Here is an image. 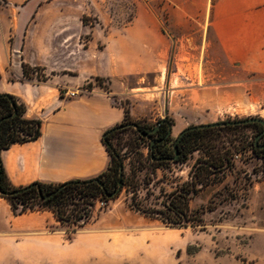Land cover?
<instances>
[{
  "label": "crops",
  "instance_id": "crops-1",
  "mask_svg": "<svg viewBox=\"0 0 264 264\" xmlns=\"http://www.w3.org/2000/svg\"><path fill=\"white\" fill-rule=\"evenodd\" d=\"M0 1V94L12 95L23 104L26 119L41 121L37 140L15 143L1 151L5 174L14 187L85 180L105 172L111 157L102 142L103 134L121 124L125 116L124 108L113 100L133 91L120 79L153 71L154 61L169 53L171 38L178 33L184 36L186 30L196 28L201 39L217 43L229 61L264 75V0H140L133 20L119 30H107L109 21L96 26L82 23L79 39L89 32L90 43L103 40L97 54L101 66L88 73L82 65L73 66L77 58L72 48L57 43L62 29L74 23L59 18L56 7H40L43 0ZM159 2L161 9L157 10ZM34 9L36 16L22 43L25 13ZM11 13H16L14 19H10ZM42 28L49 30L38 31ZM77 45L82 58L92 47ZM23 63L42 68L47 80L25 78ZM91 77L110 80V90L65 96ZM131 212L120 211L104 224L98 220L90 234L79 231L65 243L58 230L61 222L52 210L15 215L10 202L0 196V264H118L120 256L107 254L115 246L107 236L132 232L126 226ZM165 248L156 256L147 243L119 247L116 252H143L136 256L137 264H170Z\"/></svg>",
  "mask_w": 264,
  "mask_h": 264
},
{
  "label": "rangeland",
  "instance_id": "rangeland-1",
  "mask_svg": "<svg viewBox=\"0 0 264 264\" xmlns=\"http://www.w3.org/2000/svg\"><path fill=\"white\" fill-rule=\"evenodd\" d=\"M138 1L43 0L40 7H56L59 18L73 21L72 27L62 29L58 34L57 43H61V48L65 45L66 49L72 48V54L77 58L73 59V66L82 65L88 73L101 66L97 54L103 40L97 38L90 43L92 34L89 32L79 39L80 25L96 26L98 22L109 21L107 30H119L133 20ZM155 6L157 10L161 9L160 2ZM35 12L36 9L25 13L24 31L20 35L22 43ZM14 15L11 13L10 19H14ZM46 30L49 29H38ZM180 34L171 38L169 53L154 61L153 71L120 79L126 89L133 91L129 96H120L113 101L124 111H129L131 122L153 128L166 118L172 123L168 144L171 147L173 140L189 127L249 118L264 120V75L229 61L223 49L213 40L201 39V32H196V28L186 30L184 36ZM40 37L45 38L43 34ZM78 42L86 49L92 45L83 58L78 51ZM27 70L31 73L30 78L40 82L47 80L42 68L29 66ZM102 79L98 81L91 77L83 87L73 91L76 95L81 91L107 92L111 82ZM261 131V127L244 126L218 132V143L225 147L240 141L247 145L234 155V168L227 171L223 182L205 187L190 199V210H203L201 226L172 227L133 210L130 207L133 189H128L111 201H105L101 196L97 198L87 212L90 220L85 225L60 223L58 230L63 232L65 243H69L77 232L90 234L94 222L99 220V224H104L126 209L132 211V218L127 216L126 226L133 231L107 236L115 245L114 251L107 250V254L120 256L118 264H137L139 258L136 256L143 252L118 253L116 250L141 243L153 246L155 256L167 246L164 253L170 264H264V163L248 146ZM261 142L264 143V138ZM113 144L124 158L127 175H131L132 165L141 167L137 157L142 154L134 203L145 210H165L164 203L170 193L191 180L193 165L201 154L194 152L184 164L172 163L154 169L148 158L149 141L138 140L133 129L120 133ZM144 178L145 182H141ZM35 209L44 210L38 204Z\"/></svg>",
  "mask_w": 264,
  "mask_h": 264
},
{
  "label": "trees",
  "instance_id": "trees-1",
  "mask_svg": "<svg viewBox=\"0 0 264 264\" xmlns=\"http://www.w3.org/2000/svg\"><path fill=\"white\" fill-rule=\"evenodd\" d=\"M22 67L24 77L30 78L31 73L27 70L29 66L23 63ZM96 80L103 79L96 77ZM24 114L25 106L19 103L14 96L0 94V154L12 144L34 141L41 136V121L26 119ZM159 123L153 128H146L139 123L131 122L129 111L125 110L123 122L103 134L102 142L111 157L110 165L101 175L91 179H75L60 184L35 182L24 187H14L5 174L0 157V196L10 202L15 215L23 214L28 210H36L35 207L38 204L43 209L52 210L61 223L80 227L90 220L87 212L93 207L98 197L101 196L105 201H111L118 198L123 190L133 189L130 206L133 210L156 218L172 227L201 226L203 225L201 215L203 210H190V199L205 187L223 182L227 171L234 168L235 164L232 160L234 155L244 150L247 145L244 141H240L233 143L231 147H225L218 143L220 140L218 132L226 129L236 130L244 126L261 127L263 131V126L259 123L219 127L208 124L203 128L193 126L182 131L183 134L173 140L171 147H168L171 142L169 131L172 123L166 118ZM131 124L136 127L130 126ZM128 129L136 132L138 140L149 141L148 158L154 169L172 163H187L194 152L201 153L193 165L191 180L170 193L169 199L164 203L165 210H145L134 203V196L137 192L134 188L138 186V172L142 170V163L139 159L142 158V154L137 157V162L141 164V167L132 165L131 175H127L124 158L113 144L114 139ZM154 129L156 131H153ZM263 138L264 135L258 143L255 142V138L254 141L248 143V146H251L254 155L262 159L264 163V143L261 142ZM175 145L177 157L174 159ZM121 167H123V172L120 175ZM120 180H122V186L119 189ZM141 182H145V178ZM40 193L44 196H51L41 199ZM114 193L116 194L112 198H108V195Z\"/></svg>",
  "mask_w": 264,
  "mask_h": 264
},
{
  "label": "water",
  "instance_id": "water-1",
  "mask_svg": "<svg viewBox=\"0 0 264 264\" xmlns=\"http://www.w3.org/2000/svg\"><path fill=\"white\" fill-rule=\"evenodd\" d=\"M251 123H259V124H261L263 126V131L261 133H259L256 136V139H255V142L258 143L259 139L264 135V120H262V119H259V118H249V119H245V120L227 121V122H221V123H214V124H210V125L219 127V126H226V125H245V124H251ZM159 125H160V123L158 124V126ZM130 126H132L134 128L136 127L134 124H131ZM205 126H207V125H200L199 127L200 128H203ZM153 131H156V129H154ZM169 134H171V129L169 131ZM182 134H183V132H181L179 134V137ZM176 143H177V141H176ZM176 157H177V151H176V145H175V157H174V159ZM122 172H123V167L120 168V175L122 174ZM101 186H103V184H101ZM121 186H122V180L119 181V189L121 188ZM115 194L116 193L108 195V198H112ZM50 196L51 195L44 196L42 193H40L41 199H47Z\"/></svg>",
  "mask_w": 264,
  "mask_h": 264
},
{
  "label": "built area",
  "instance_id": "built-area-1",
  "mask_svg": "<svg viewBox=\"0 0 264 264\" xmlns=\"http://www.w3.org/2000/svg\"><path fill=\"white\" fill-rule=\"evenodd\" d=\"M65 95L67 96V97H74V96H76V93L75 92H66L65 93ZM99 198V197H98ZM101 204H103V203H101Z\"/></svg>",
  "mask_w": 264,
  "mask_h": 264
},
{
  "label": "bare ground",
  "instance_id": "bare-ground-1",
  "mask_svg": "<svg viewBox=\"0 0 264 264\" xmlns=\"http://www.w3.org/2000/svg\"><path fill=\"white\" fill-rule=\"evenodd\" d=\"M181 71V70H180Z\"/></svg>",
  "mask_w": 264,
  "mask_h": 264
}]
</instances>
